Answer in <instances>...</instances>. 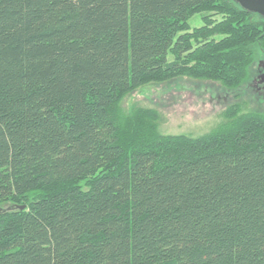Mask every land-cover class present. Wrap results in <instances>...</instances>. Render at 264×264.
<instances>
[{"label": "trees", "instance_id": "obj_1", "mask_svg": "<svg viewBox=\"0 0 264 264\" xmlns=\"http://www.w3.org/2000/svg\"><path fill=\"white\" fill-rule=\"evenodd\" d=\"M258 47L233 0H0V264H264V113L190 135L121 108L150 81L237 87Z\"/></svg>", "mask_w": 264, "mask_h": 264}, {"label": "rangeland", "instance_id": "obj_2", "mask_svg": "<svg viewBox=\"0 0 264 264\" xmlns=\"http://www.w3.org/2000/svg\"><path fill=\"white\" fill-rule=\"evenodd\" d=\"M189 22L192 28L204 25L199 14ZM261 60H264V48L258 47L249 76L237 87L188 76L150 81L127 93L121 108L126 116L139 109L156 110L159 129L164 134L210 133L228 120L225 112L230 107H239L242 113H264V90L260 89L263 85L254 81L258 78L260 83L258 70L264 71L259 64Z\"/></svg>", "mask_w": 264, "mask_h": 264}, {"label": "water", "instance_id": "obj_3", "mask_svg": "<svg viewBox=\"0 0 264 264\" xmlns=\"http://www.w3.org/2000/svg\"><path fill=\"white\" fill-rule=\"evenodd\" d=\"M233 1L237 3L242 9L251 13H256L264 19V0H233ZM259 64L264 69V60H261ZM260 82L264 84V73L260 75ZM21 208H24V206H22ZM2 210L3 209L0 208V211Z\"/></svg>", "mask_w": 264, "mask_h": 264}, {"label": "flooded vegetation", "instance_id": "obj_4", "mask_svg": "<svg viewBox=\"0 0 264 264\" xmlns=\"http://www.w3.org/2000/svg\"><path fill=\"white\" fill-rule=\"evenodd\" d=\"M258 71H259V73H260V74H258V76H260L262 73H264V71H262L260 68H259ZM258 76H257V77H258ZM257 79H258V78H257ZM257 79H255L254 81H255V82H258V84H260V85H263V86L260 87V89L264 90V84H261V82L259 83V81H258Z\"/></svg>", "mask_w": 264, "mask_h": 264}]
</instances>
